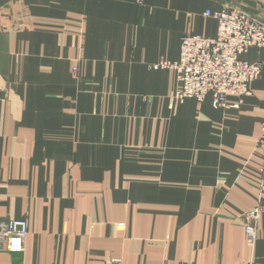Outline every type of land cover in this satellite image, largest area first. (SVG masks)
I'll return each instance as SVG.
<instances>
[{
    "label": "crops",
    "instance_id": "obj_1",
    "mask_svg": "<svg viewBox=\"0 0 264 264\" xmlns=\"http://www.w3.org/2000/svg\"><path fill=\"white\" fill-rule=\"evenodd\" d=\"M226 10L264 21V0H0V222L28 224L0 264H264V66L227 109L171 105L154 68Z\"/></svg>",
    "mask_w": 264,
    "mask_h": 264
},
{
    "label": "built area",
    "instance_id": "obj_2",
    "mask_svg": "<svg viewBox=\"0 0 264 264\" xmlns=\"http://www.w3.org/2000/svg\"><path fill=\"white\" fill-rule=\"evenodd\" d=\"M206 16L218 22L215 38L186 35L181 40L178 61H163L154 66L177 73L179 88L170 96L173 106L188 99L203 102L211 97L213 108L227 109L229 96H250L249 85L262 78L264 64L250 63L241 57L251 49H264V21L237 10L207 12ZM73 72L77 78L78 68ZM257 149L264 153V121ZM261 212L258 207L245 215L244 232L250 246L256 242ZM27 237L26 221L0 222V252L23 253ZM111 264H123V261L114 259Z\"/></svg>",
    "mask_w": 264,
    "mask_h": 264
}]
</instances>
